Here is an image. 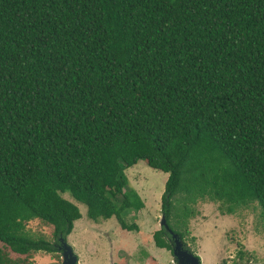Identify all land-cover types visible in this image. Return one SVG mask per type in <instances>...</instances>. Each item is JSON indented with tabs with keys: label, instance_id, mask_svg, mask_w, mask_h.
<instances>
[{
	"label": "trees",
	"instance_id": "1",
	"mask_svg": "<svg viewBox=\"0 0 264 264\" xmlns=\"http://www.w3.org/2000/svg\"><path fill=\"white\" fill-rule=\"evenodd\" d=\"M139 160L182 240L197 200L264 217V0H0V264L59 250L81 217L64 192L137 231Z\"/></svg>",
	"mask_w": 264,
	"mask_h": 264
},
{
	"label": "rangeland",
	"instance_id": "2",
	"mask_svg": "<svg viewBox=\"0 0 264 264\" xmlns=\"http://www.w3.org/2000/svg\"><path fill=\"white\" fill-rule=\"evenodd\" d=\"M129 185L144 202L142 209L122 213L128 224L135 222L138 230L123 229L115 216L98 221L87 216V207L68 192L62 196L77 205L81 217L74 221L67 236L79 264H174L170 250L158 248L153 233L160 228L161 195L167 173L149 167L143 160L125 169ZM119 207V199L115 200ZM183 241L201 264H264V217L256 203L239 207L234 213L223 212L219 201L197 200L190 204ZM29 234L53 239L52 225L38 219L26 224ZM61 251H38L32 264H60Z\"/></svg>",
	"mask_w": 264,
	"mask_h": 264
},
{
	"label": "water",
	"instance_id": "3",
	"mask_svg": "<svg viewBox=\"0 0 264 264\" xmlns=\"http://www.w3.org/2000/svg\"><path fill=\"white\" fill-rule=\"evenodd\" d=\"M160 228L166 229L171 235V252L174 257V264H201L200 258L184 244V241L180 238L177 233H174L166 222L165 214L162 213L159 219ZM58 249L61 251V262L60 264H79L78 257L74 253L71 245L60 238V244Z\"/></svg>",
	"mask_w": 264,
	"mask_h": 264
},
{
	"label": "flooded vegetation",
	"instance_id": "4",
	"mask_svg": "<svg viewBox=\"0 0 264 264\" xmlns=\"http://www.w3.org/2000/svg\"><path fill=\"white\" fill-rule=\"evenodd\" d=\"M170 238H171V235H170ZM170 238H169V242L171 243V240H170Z\"/></svg>",
	"mask_w": 264,
	"mask_h": 264
}]
</instances>
